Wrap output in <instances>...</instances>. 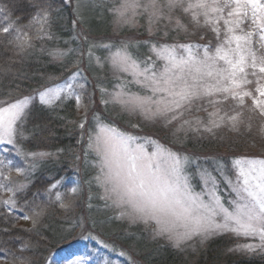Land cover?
<instances>
[{"label": "trees", "instance_id": "1", "mask_svg": "<svg viewBox=\"0 0 264 264\" xmlns=\"http://www.w3.org/2000/svg\"><path fill=\"white\" fill-rule=\"evenodd\" d=\"M119 3L120 0H0V103L34 97L23 122L17 125L19 154L10 153L12 164L23 170L17 172L13 168L15 173L10 175L9 169L0 166V185L7 186L0 187V264H59V260L64 263L71 259L81 264H264L263 250L250 252L240 247L254 241L232 233L218 234L206 246H200L196 238L186 247L176 248L166 238L155 236L149 225L119 218V212L102 200L94 177L97 169L91 168L97 157L87 144L84 146L80 125L86 115L79 114L76 96L55 104L38 100L46 87L75 81L89 109L94 104L89 88H94V100L95 95L101 94L102 102L106 89L115 81L113 77L106 78L111 65L105 62L100 45L112 40V9ZM45 12L47 24L39 32L32 18ZM5 26L10 28L8 34L2 31ZM13 30L26 32L32 38V46L21 51L12 44ZM190 30L197 31L194 24ZM175 33L179 38L186 37L178 29L172 31ZM138 46L130 50L140 59H155L147 54V47ZM125 86L137 90L129 82ZM245 105L236 109L242 111L239 119L243 125L235 133L232 127L224 131L223 127L221 132L218 128L208 132L201 127L184 133L173 126H163L161 134L179 155L199 159L209 171L222 168L231 173V162L236 158H264L262 150L256 151L264 145V116L252 101L249 108ZM199 113L206 121V114ZM119 119L127 121V116ZM87 126L86 130H94L90 122ZM223 137L226 141H222ZM207 152L218 160L215 165L208 155L205 162L201 161ZM196 172L197 165L190 170L192 181L198 177ZM72 188L76 191L72 192ZM219 193L224 201L234 195L223 182ZM6 200H14L15 206L5 205ZM61 201L69 207L61 208ZM36 205L45 209L44 215L35 226L31 220L30 226H24L23 215L31 216L30 209Z\"/></svg>", "mask_w": 264, "mask_h": 264}, {"label": "snow or ice", "instance_id": "2", "mask_svg": "<svg viewBox=\"0 0 264 264\" xmlns=\"http://www.w3.org/2000/svg\"><path fill=\"white\" fill-rule=\"evenodd\" d=\"M112 11L118 24H133L137 17H144L150 35L162 21H171L180 13L188 17L189 23L209 28L218 44L210 48L158 41L149 45L156 59L149 56L146 60L133 58L127 44L119 45L120 51L112 57L113 67L131 76L129 83L137 90L122 87L111 95V101L104 100L105 104L118 105L146 121L165 125L190 124L186 114L203 112L207 120L197 116L196 122L208 132L224 125L236 128L242 115L236 109H243L246 97L264 116V0H120ZM32 23L43 32L47 13H38ZM175 24L178 30L188 31L179 19ZM2 31L8 34L10 28L5 26ZM31 39L26 32L13 30L10 42L24 51L32 46ZM61 94L72 96L73 85L66 82L40 98L55 104ZM28 103L25 98L0 104V166L9 171L23 170L12 164L10 153L19 154L17 123L23 122ZM88 148L99 158L95 180L103 189L102 198L120 210L121 218L153 224L155 235L168 239L176 248L194 237L202 242L212 235L230 232L258 241L240 245L244 250H264V158H236L231 162V173L222 168L202 169L198 177L201 190L196 191L179 155L158 143L149 152L137 137L111 124H99L96 134L89 135ZM221 182L234 194L227 201L218 194ZM56 199L61 197L57 195ZM3 203L15 206L14 200ZM60 207L69 205L61 201ZM30 211L31 216L25 214L22 218L35 226L45 209L36 205Z\"/></svg>", "mask_w": 264, "mask_h": 264}, {"label": "rangeland", "instance_id": "3", "mask_svg": "<svg viewBox=\"0 0 264 264\" xmlns=\"http://www.w3.org/2000/svg\"><path fill=\"white\" fill-rule=\"evenodd\" d=\"M176 19H179L181 21V23L185 24L187 26V28H188V31H186V32L182 31L183 32L182 34H184L186 36L184 39L179 38V36H177L178 33L172 34V31L177 29L176 28V24H175ZM146 25H147V21L142 16L141 17H137L136 21L133 24H122V23L118 24L116 22L115 17H114L113 28H112L113 31L111 32L112 34L109 36L110 37L109 39H112V40H107L106 43L100 45V50L103 53H105V55H106L105 62L109 61L110 65H111V68L109 69V71H110L109 75L106 76V78L107 77L108 78H112L113 77L112 79L115 82H113V84L108 89H106V92L103 94V97H102V102L100 101L101 94L99 93L97 97L95 95V98L97 100L96 101L93 98L94 94L92 92L94 88L93 89L89 88L90 90L88 92V95L91 97V101H93L92 103H94V104H92L93 106H92L91 109H89L87 107V104L84 105V102L82 101L83 100V95L81 94V90H80V93L78 92V86H77V83L74 80H73L74 84L71 83L73 85V89H74V94L72 96H77L78 95L80 97L79 101H77V106H78L77 110H78L80 115H84V114L86 115V119H85L84 127H83V131H84L83 132L84 133L83 137L85 138V142H86V138H89V135L93 136V135L96 134V132L99 130V124L100 123H103L105 125L111 124V126L115 127L119 131L127 133V134H129L131 136L137 137L138 138V142L143 143L145 145L146 149L149 152H152L153 149H154V145L158 143L159 145H162L166 149L170 150L172 153H175V154L179 155L173 149V147H171L167 143V139L164 138L163 134H161L162 131H163L162 127L164 126V128H165V126L166 127H172L173 126V128H175L176 131H183L184 130V133L187 132V130L193 131V129H198V128L203 127V126L199 125L197 122L194 123V121H196V116H193V114L200 115L202 117V119H204V117L202 116L203 114H201L199 112H194L193 114H186L188 116V118L192 121V123H190V124L182 125L179 122H175L173 124L165 125L164 123L159 122V121H157L155 123L146 121L139 114L129 113L127 111L121 110V108L118 105H113L112 103L105 104L103 102L104 100L111 101V95L113 93L119 91L122 87H127L125 85L129 81H131V79H132L131 76H129L126 73L121 72L117 68L113 67L112 57L114 56V54L116 52L120 51V48L118 46H115L114 44L115 43L120 44V45L127 44L128 45V49H127L128 52L133 56V58H137V59H140L139 56L136 53L132 52L130 49L131 48H135V47H139L138 44H140V45L142 44L143 45L142 47H147L148 48L147 54H151L156 59L155 54L150 50L149 45L150 44H155L158 41L160 43L167 42V43H172V44L192 43V44H195L198 47H210V48H213L214 47L213 44H215V46H216L218 44V40L216 38L215 33H213L209 28L195 25V29H197V31L195 32V31L190 30L191 24H189L188 17L186 15H183V14H180V13H176L173 16L171 21H168V20L162 21L156 28L153 29V34H151V35L146 31ZM125 28H126V30L124 32L123 30ZM157 28L159 30H157ZM165 32H167V35H164ZM95 39H97V38H95ZM253 39L255 40V37ZM105 46H111V47H105ZM81 72H83V67H81ZM121 79L124 82L121 81ZM65 83L66 82H63L61 84H58L57 86L63 87L65 85ZM122 83H124V84H122ZM57 86L53 85L50 88L46 87L44 89L43 93H45L49 89L55 88ZM248 87L251 89L252 85H249ZM84 90H87V89H84ZM133 91H136V89H133ZM36 97H38V95H36ZM40 97L41 96H39L38 100L43 102ZM68 98H69V96H66L65 94H61V100H66ZM27 99L29 100V103L25 106L24 112H26L27 109L29 108V106L31 105V103L34 102V97H27ZM247 99L248 100L245 101V103H246L245 107L249 108L250 101H252V100H250L249 97H247ZM0 104H6V103H0ZM253 111L256 112V110H253ZM121 115H123V116L126 115L127 116V121L121 122V121H123V120L119 119ZM240 120L241 119H239V123L237 124V127L233 131L234 133L237 132V129H240L242 127V125H243V122L240 121ZM256 121H254V124H255ZM89 122L93 126V129H94L92 131L91 130L89 131L88 129L86 130V128L88 127L87 125H88ZM18 123H19V121H18ZM18 123H17V125H18ZM151 126H152V128H151ZM141 127H143V128H141ZM155 127L156 128L159 127V130H158V128L155 129ZM229 127L230 126H228V125H224V126L219 127L218 129L221 132L222 128H223V131H224L225 128H229ZM222 139H223L222 141H226L225 137H223ZM85 142H84V146H86V144H87V147H88V140H87L86 143ZM258 147L259 148H256L257 149L256 151L258 152V149H260V150H262V151H260V153L264 155V145H261V146H258ZM95 155H96V153H95ZM207 155L209 157H211L210 159H212L211 161L213 162L214 165H215V161L218 162V160L216 158L212 157V155H213L212 152H207V154H204V156L202 155V157H201L202 158L201 159L202 162H205L207 160V158H208ZM179 156L182 158V164H183L185 170L189 173V175H191L190 174V170L192 168H195L196 165L198 166V172H196V175L198 177H199L200 171L202 169H205V167L200 163L199 159H197V160L201 164L200 167H199L198 161H196L194 158L192 160H190V158L187 155H185V154H183L182 156L181 155H179ZM13 161H14L13 163L17 162L16 160H13ZM91 168H96L97 169V174L96 175H98V173H99V158L98 157H97V163L95 165H93ZM10 173L14 174L15 172L13 170H11V171L8 172V174H10ZM18 174H16V175H18ZM94 177H96V176H94ZM198 177H195L196 180L192 181L193 186H194L196 191H200L201 190V183H200V181L197 180ZM100 194L103 197L104 193H103V189H101V188H100ZM218 194L224 200L223 196L220 193H218ZM91 196H92V194L90 195V198H91ZM102 200L104 202H109V201H106L103 198H102ZM110 207L112 209H114L115 211L120 212L119 209L115 208L114 206H111V204H110ZM119 218H121V217L119 216ZM123 219H127L130 223L139 222V221L132 222L130 219H128L126 217H124ZM141 223L144 224L143 222H141ZM22 224L24 226L28 227V226H30V221L23 219L22 220ZM147 225L152 226L153 228L155 227L151 223L145 224V226H147ZM153 228H152V231L154 232ZM222 233H230V232H222ZM222 233H220V234H222ZM216 235H218V234H216ZM216 235H212L208 239L203 240L202 242H201V239L199 237H194L193 239L198 238V240L200 241V246H206V244L209 242V240L211 238L215 237ZM158 237H161V236H158ZM192 240H190V241H192ZM190 241H188L186 244H184L182 246L186 247L187 244H190ZM251 243H258V242L254 241V242H251ZM194 248H195V246H194ZM263 252H264V250H263ZM60 264H81V262H79L76 259H71V260H69L67 262H64V263L60 261Z\"/></svg>", "mask_w": 264, "mask_h": 264}]
</instances>
